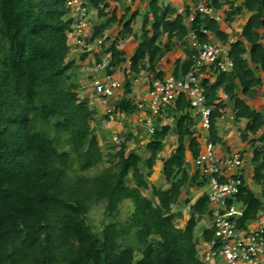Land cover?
Wrapping results in <instances>:
<instances>
[{"label": "trees", "instance_id": "trees-1", "mask_svg": "<svg viewBox=\"0 0 264 264\" xmlns=\"http://www.w3.org/2000/svg\"><path fill=\"white\" fill-rule=\"evenodd\" d=\"M208 3L214 9L230 3L227 21L244 8L257 10L243 25L241 37L231 42V67L214 71L212 83L202 80L213 106L208 137L220 144L215 122L225 102L218 97L219 88L232 100L235 120H247L242 139L264 125V114L237 93L240 85L242 95H254L262 80L264 18L259 10L264 9V0H244L238 7L230 0ZM88 4L98 16L106 14L104 0ZM137 14L134 11L126 21L125 14L118 19L125 35L133 34L131 22ZM66 16L65 0H0V264H204L197 256L193 230L208 214L207 193L191 203L188 196L183 199L189 211L183 227L174 224L172 211L184 183L190 180L195 187L202 186L197 172L189 176L185 169L186 150L197 152L188 101L179 94L174 105L164 109L174 119L176 131V144L167 158L160 153L171 125L160 118L143 148L129 149L133 139L129 133L111 147L115 152H109L106 165L100 166L105 156L89 124L93 110L80 99L78 85L68 81L67 71L75 61L66 60L71 23ZM116 21L113 10L104 23L94 27L89 41L102 36ZM191 27L205 29L221 41L228 39L218 21L199 13ZM187 31L184 17L170 3L147 0L137 46L129 58L132 72L162 77L164 72L157 65L176 40L184 45L186 57L182 62L175 60L173 76H178L179 66L185 73L192 64ZM163 35L166 41L160 45ZM197 36L204 41L208 35L200 31ZM105 51H110L111 66L127 59L116 38ZM106 72L111 70L107 67ZM133 86L127 79L125 93L131 94ZM114 108L125 114L137 109L130 97L119 99ZM257 141L251 178L264 191V131ZM157 161L166 187L149 181ZM93 169L97 171L89 174ZM235 199L242 204L241 226L264 209V201L252 193L244 178ZM100 201L105 203L106 217L118 215L125 201L132 209L124 220H109L95 231L86 214ZM211 234V228L203 231L205 239Z\"/></svg>", "mask_w": 264, "mask_h": 264}, {"label": "built area", "instance_id": "built-area-1", "mask_svg": "<svg viewBox=\"0 0 264 264\" xmlns=\"http://www.w3.org/2000/svg\"><path fill=\"white\" fill-rule=\"evenodd\" d=\"M174 1L173 7L176 13L182 15L184 21L188 23L186 39L192 58L190 68L176 77L165 75L159 78L145 71L134 74L128 58L119 65L111 66L110 51H105L110 43H107L103 52L99 51L100 46L103 43L106 44V35L103 34L89 41L93 33L89 19V0H77L71 5L69 0H65L67 16L71 19L67 42L74 38L75 46L88 48L96 54L91 59L93 64L104 68L105 71L107 67L111 70L94 81L95 91L102 97H115L114 89L121 83L125 84L124 79L119 83L111 77L116 70L122 77H128L136 85V94L133 97L135 100L132 103L138 109L140 126L149 135L160 123V118L165 116L164 109L174 105L177 95L182 94L185 97L197 117V122L195 121L192 125L193 136L197 141V152L192 154L191 160L202 182V192L208 195L207 217L212 229L209 239L203 236L197 237V256L204 264H264V209H259L256 216L245 225L241 226L238 223L242 204L235 199V195L239 192L242 178L246 179L249 159L245 161L246 155L240 150L220 152L218 150L220 144L212 142L208 137L213 106L208 103L204 94L202 78L205 68H210L214 73V71H225L231 67L229 49L234 38L221 41L210 38V33L205 29L191 27L197 13L220 21V15L208 3L210 0ZM189 1L191 3L186 13ZM70 13L75 15H69ZM200 31L208 35L206 40H198L197 34ZM97 42V47H93ZM95 57L99 58L100 62H97ZM116 103L117 101L106 110V116L109 119L113 120L121 114L114 108ZM119 142L116 141V143ZM241 162H244L243 166ZM235 181L240 183H234ZM230 185L236 191H231Z\"/></svg>", "mask_w": 264, "mask_h": 264}, {"label": "rangeland", "instance_id": "rangeland-1", "mask_svg": "<svg viewBox=\"0 0 264 264\" xmlns=\"http://www.w3.org/2000/svg\"><path fill=\"white\" fill-rule=\"evenodd\" d=\"M165 3H168V0H164ZM124 3V2H123ZM109 6L106 8L107 14L110 13V11L113 9L112 3H109ZM122 5L121 2L118 3V5ZM118 5L117 9H118ZM130 5L135 6L134 9L126 11V16L132 14L133 11H138V15L135 17L132 22L133 26V34L130 35H125L122 32V22L121 23H115L110 26L109 29H106L104 31V34L106 35V44L103 43L102 46H100V52L104 51V48H106L107 43L111 42L114 38H116L117 43L120 46L125 48L128 46V44H133L136 43L137 37L140 34V25H141V20H142V15L145 12V9L143 7L142 1L137 0L135 3L131 2ZM131 9V7H129ZM123 7H119L118 10V15H122ZM127 10V9H126ZM222 12V11H220ZM125 16V17H126ZM89 19H90V24L92 26V29L94 30V27L96 25H100V19L99 16L97 15L96 10L93 8H89ZM104 19V18H102ZM222 21V20H221ZM222 27H225V24H222ZM70 38V37H69ZM166 41L165 36H161L158 39V43L162 45ZM69 43V52L66 57V60L69 58L74 59V64L70 67V69L67 71V74L69 75L68 81L74 82L78 85L77 88V94L79 95L80 99L83 100L92 110V118L89 122L90 127L94 129V133L97 137V140L99 142V145L102 149V152L105 156L103 162L100 164V166L106 165V158H108V153L109 152H115L116 149H112L113 145L119 141H122L125 139V137L131 133L133 135V139L131 143L129 144V149H141L144 146L145 138L147 139L146 135V130L140 126V123L138 122V109H136L135 112L130 113V114H125L121 113L116 116L115 119H109L108 116H106V110L109 106L114 105L115 101H119V99L123 97H130L131 94H126L125 93V87H122V84L119 85L114 89L115 97L112 98H105L102 97L100 94L96 93L95 91V85L94 81L97 78H100L104 76L105 74V69L96 66L95 64L92 63L91 59L94 57L91 50H88V48H83L82 46H75L74 43V38H71ZM185 47L183 44H181L179 41L174 42L173 48L170 52L166 53L165 56L161 61V64L165 66L166 64L168 65V69L166 70L167 72H171L174 62L177 58L183 59ZM98 58L95 57V60ZM164 63V64H163ZM111 77L115 79L116 81L123 82V79L126 81L128 77H122L119 71H114L111 74ZM135 87V84H134ZM139 87V86H137ZM136 92V89L132 88V93ZM134 96H131V102L133 100ZM123 114V115H122ZM121 115L123 117H121ZM127 115H130L133 117V120L129 119ZM162 122L169 123L170 125L175 124L174 119L172 117H163ZM203 132V131H202ZM142 135L139 137L138 135ZM204 134V132L202 133ZM176 131L175 128H171L170 134L168 135L169 137V143L172 142V139H175ZM188 138L186 139V141ZM167 153V152H166ZM185 169L187 170L189 176H192L193 173L195 172V166L188 157L185 163ZM248 170V168H247ZM97 171V169H93L89 171V174H94ZM156 173L154 174V176ZM249 176V175H248ZM151 181V179L149 180ZM153 181H156L155 178H153ZM153 183V182H152ZM251 184V189L254 188H259V186L253 182H250ZM250 186L249 184H247ZM167 185L165 184V187ZM195 185H193L190 180H188L186 183H184L183 188L187 190V193L192 194V197H194V192H195ZM202 191V189H200ZM194 191V192H193ZM199 191V190H198ZM180 199V198H179ZM183 197L181 200H178L179 202L174 204L172 206V211L174 213V224L179 227V225L182 223L181 220L183 219H188V205H186L183 201ZM154 201V199H153ZM264 201V200H263ZM129 201H125L121 206H120V212L118 215H115L114 217H106L105 212H104V206L105 203L104 201H100L97 203H94L90 206L89 211L86 214V218L89 222V224L93 227L95 231L99 230V228L107 221L109 220H124L126 215L131 211L132 207L130 204H128ZM191 203V202H190ZM184 220V221H185ZM209 226V219L208 217H203L198 223L196 224L195 230L196 231H202L204 227Z\"/></svg>", "mask_w": 264, "mask_h": 264}, {"label": "crops", "instance_id": "crops-1", "mask_svg": "<svg viewBox=\"0 0 264 264\" xmlns=\"http://www.w3.org/2000/svg\"><path fill=\"white\" fill-rule=\"evenodd\" d=\"M136 1L137 0H104V2L107 4V6L104 7V11L106 12V14L103 15V16H99L100 24L104 23L110 17L111 12L113 10L115 11V15H116L117 21L112 23L111 25H113L115 23H118V19L120 17H122L124 14H126V9H127V11L128 10L132 11L134 9L135 6L130 5V3L131 2L135 3ZM139 1H142V4H143L142 9L143 8L145 9V6H146L145 0H139ZM161 1L164 2V0H161ZM108 2L113 4L112 5L113 9L110 11V13L107 14L106 8L109 6ZM119 2L122 3L121 6H120V4L118 5ZM230 2H232V5H233L235 3V0H230ZM168 3H170L172 6L175 5V1L174 0H168ZM190 3H191L190 1L187 3L188 5L186 6V8L189 9ZM116 5H118V9H117ZM225 5H228V7L225 8ZM119 7H123V9H125L123 11L122 15H118L117 14L118 10H119ZM129 7H131V9H129ZM230 9H231L230 3H225L222 6V8L216 9V12L221 17L220 21H218L220 28L228 35V39L229 38H234V40H235V39L241 37L240 33H241V29H242L243 26L240 27V23L239 22L243 18V10L240 11V12L235 13L233 15L232 19L227 21L226 20V14H227V11H229ZM220 11H222V12H220ZM130 16H131V14L127 15L124 18L123 21H126L127 19H129ZM248 17H247V19H248ZM102 18H104V19H102ZM132 22H134V21H132ZM132 22H131V26H133ZM245 22L243 23V25L245 24ZM184 23L188 26V23L186 21H184ZM221 23L225 24V27H222ZM122 24H123V22H122ZM110 26L108 28H106V29H109ZM106 29L104 31H106ZM209 37L210 38H216L212 34H210ZM136 46H137V41H136V43L131 44V46H130V44H128V46H126L125 48H123L121 46L119 48V44H118V49L120 51H123L124 56L129 59L128 52L131 51L132 54H133V52L135 51ZM247 47H248V44H247ZM168 52H170V51H168ZM168 52H166V53H168ZM183 53H184V56L186 57L185 51H183ZM165 54H164V56H165ZM163 57L160 59L158 65H157V69L164 72L163 76H165V75H173L174 66H173L171 72H167L166 70L168 69V65L166 64L165 66H163L161 64L162 62L165 63V61H161L163 59ZM185 57L183 59L179 58L181 60V62L185 59ZM176 73H177L176 75H180L181 74L180 66L178 67ZM215 75L216 74L212 73L210 68H205L202 80L203 79H207L208 83H212L214 81ZM261 78H262L261 83L258 84V86L255 88L254 95H252V96L242 95L241 92H240V90H241L240 89V85L237 86V93L247 105H249L251 108H253V109L257 110V111H260L261 113L264 114V100H263L264 75H261ZM133 88L136 89V85H135V87L133 86ZM140 90L143 91L142 89H140ZM217 93H218L219 99L222 100L223 102H225V107L222 109V115L219 118H217V120L215 122V125H216L217 130H218V134L222 137V142L220 143L218 150L220 152H230V151H234V150H240L241 152L245 153V155H247L249 152H251V156L249 157V163L247 165L248 173L246 175L245 181H246V184L250 185L251 184L250 182H252V184H253L254 180L251 178L252 167H253V164L251 162V157H252V152H253L254 147L259 144V142L257 141V138L264 131V125L261 126L255 134H251V133L247 132L246 138L242 139L241 138V134L244 132V127H245V124H246L247 120L245 118H241L239 120H235L232 100H230V99H228L226 97V94H224L222 88H219L217 90ZM131 94L134 96L136 93L133 91V93H131ZM130 98H131V96H130ZM191 112H192V116L194 118V123H195V121L197 122V117L195 116V114H194V112L192 110H191ZM122 115H121V117H123ZM127 116H128V118L130 120L131 119L133 120L132 116H130V115H127ZM165 117H168V116L165 115ZM164 123H166V122H164ZM173 127L174 126L172 124L171 128H173ZM170 131H171V129L169 130V132L167 134V137H166V140H165V143H164V148H163L162 152L160 153V156L163 159H165V158H167L169 156L170 151L174 148V146L176 144V135L174 136L175 139H172L173 140L172 142H170V143L168 142L170 140L169 137H168V135L170 134ZM249 134H251V139H249ZM257 134H259V135H257ZM146 135H147L146 137L148 138L149 134L146 133ZM138 136L141 137L142 135L139 134ZM145 141H147L146 138H145ZM245 143H247V145H248L247 147L245 146ZM188 157L191 160L192 159V153H191V151L186 150L185 159L187 160ZM160 169H161V162L157 161V163L155 164V166H154V168H153V170L151 172V175L149 176V180L151 179L150 183L153 182V184H155L156 186L165 187L163 175L161 174ZM155 173H156V175L154 176ZM153 178H155L156 181H153ZM248 187H251V185L248 186ZM200 189H201V187H196L195 188V192L193 191L194 195H195L194 197H192L191 192L187 193V190L182 189L181 193H180V199L179 200H181L182 197L184 199L185 197L188 196L189 197V201L193 202L202 193V191ZM251 190H253V189H251ZM184 220L185 219L181 220L182 223L179 225V227H183L185 225L187 219L185 221ZM195 227H196V225H195ZM195 227H194V230H193L194 236L195 237L203 236V231L206 228H210V220H209V226L208 227H204L202 231H199V230L196 231Z\"/></svg>", "mask_w": 264, "mask_h": 264}, {"label": "clouds", "instance_id": "clouds-1", "mask_svg": "<svg viewBox=\"0 0 264 264\" xmlns=\"http://www.w3.org/2000/svg\"><path fill=\"white\" fill-rule=\"evenodd\" d=\"M77 0H69V4H73V3H76ZM145 3H146V0H145ZM244 3V0H235V3L233 4V7H238L240 6L241 4ZM228 5H225V8H227ZM257 10L256 9H253L252 11H249L247 10V8H244L243 9V18L240 20V27L243 26V23L246 21L247 17L248 16H252ZM261 13H262V18H264V9H260L259 10ZM69 15H75V13H70ZM68 17H64V19H67ZM262 33H264V29H261ZM98 45V42L96 45H93V47H97ZM131 55H132V52L129 51L128 52V57L131 58ZM129 62H130V59H129ZM260 75H264V72L260 73ZM259 135V134H257ZM249 139H251V134H249ZM245 146L247 147V143H245ZM251 156V152H249L246 156H245V161H247L249 159V157ZM243 163L244 162H241L242 166H243ZM262 171H264V168L261 169ZM234 183H240L239 181H235ZM247 187V186H246ZM230 190L231 191H236L235 188H232L231 185H230ZM252 193L255 194L257 197H259V199L261 200H264V191H262L261 188H254L252 190ZM247 194V193H245ZM237 207H240V205H237Z\"/></svg>", "mask_w": 264, "mask_h": 264}]
</instances>
